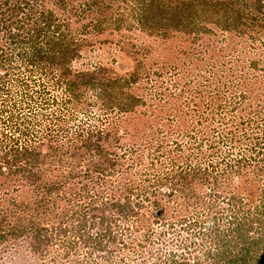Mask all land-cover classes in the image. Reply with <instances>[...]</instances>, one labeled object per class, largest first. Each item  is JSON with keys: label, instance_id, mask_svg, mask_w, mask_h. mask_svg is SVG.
<instances>
[{"label": "trees", "instance_id": "obj_1", "mask_svg": "<svg viewBox=\"0 0 264 264\" xmlns=\"http://www.w3.org/2000/svg\"><path fill=\"white\" fill-rule=\"evenodd\" d=\"M212 25L222 35L228 34L230 44H235L234 38L241 40L245 46L240 45L239 52L242 48L253 50L264 37V0H0L2 242L8 236L18 237L30 230L37 234L34 237L36 247L32 248L37 250L39 236H46L48 230L38 227L40 223L52 225L74 214L79 218V214L86 216L96 211L102 225L118 218L130 220L133 204L140 207L147 202L146 198L137 203L131 196L116 199L109 183L114 182L115 176L126 173L130 163L139 161L141 152L147 151L146 155L154 162L157 151H151L152 143L146 142L148 132L140 127L143 120L136 117L142 101L132 92L131 86L147 81V87L152 79L159 78L161 83L166 79L173 89L180 90V51L184 47L174 45L171 40L180 41V37L192 35V41L197 42L211 31L215 36ZM136 29L140 33L148 32L147 43H134L128 35L125 41V36L119 35L121 31ZM104 34L113 38L119 35L116 45L131 60L130 70L118 74L97 66L92 70L73 71L71 63L88 45L89 38L99 39ZM135 38L139 39L138 34ZM193 50L187 56L195 57ZM182 55L186 56V52ZM262 61L250 64L255 67ZM183 74L190 75L189 72ZM50 86L59 97L48 90ZM129 112L134 114L122 117ZM250 118L251 114L247 118L242 116L238 126L248 128L252 123ZM260 121L256 126L261 125ZM250 133L257 141L255 146L249 147L250 158L255 159L264 153L263 149L261 151L264 134L259 137V134ZM246 135L244 133L247 139ZM158 143L161 147L162 141ZM246 157L238 155L233 170L225 157L220 162L208 163L204 169L202 165L191 169V163L183 167L170 161V169L161 173L164 179L160 180L171 179L179 185L187 171L190 174L186 175L201 186L212 187L213 192L221 189L219 195L212 193V201L225 200L227 214L214 215L208 225L211 237L219 245L216 253L228 256L237 250L232 263L264 264V193L262 203L251 208L253 212L245 208L248 196L236 195L238 188L243 186L239 184L240 171L247 173L251 160ZM84 159L79 169L80 160ZM222 162L224 168L221 174L217 173L221 175L218 177L215 170ZM229 169L226 175L223 171ZM76 177L88 180L86 193V183L79 188L68 185L69 180ZM27 187L32 188L29 199L25 192ZM224 188L225 191L231 189L229 196L223 195ZM182 190L181 196L188 200L187 206L203 203V195ZM84 198L86 203H79ZM67 204L75 208L74 211L70 209L69 214ZM209 207L212 208L213 203ZM74 221L78 219L75 218L73 224ZM68 228L67 225L58 227L56 232L63 243L60 245L71 252L69 234L73 236L75 231L84 229L75 230L74 226L71 233ZM106 229L103 234L107 235L111 227ZM52 230L53 227L49 233L54 235ZM68 254L65 251V255ZM210 256L213 254L208 251L207 257ZM214 258L213 264H220ZM158 264L205 263L200 259L196 263L180 259V251L171 250L160 257Z\"/></svg>", "mask_w": 264, "mask_h": 264}, {"label": "rangeland", "instance_id": "obj_2", "mask_svg": "<svg viewBox=\"0 0 264 264\" xmlns=\"http://www.w3.org/2000/svg\"><path fill=\"white\" fill-rule=\"evenodd\" d=\"M212 27L216 35L211 31L200 37L197 42L192 41V35L180 37V41H184L183 44L179 39L171 40L174 45L180 44L184 47L180 51V90L173 89L166 79L161 83L159 78L152 79L147 87V81L131 86L132 92L138 94L142 101V104H138L141 107L137 108L136 117L143 120L140 127L148 132L146 142L152 143L151 151H157L152 152L153 162L150 159L152 157L148 158L146 155L148 152L142 149L144 151L139 154V161L130 163L129 169L125 170L127 174L123 172L115 176L114 182L109 184L113 191L112 196L116 199L131 196L133 202L140 199V202H143L144 198L147 202L140 207L133 204L128 221L118 218L110 221L111 224L108 221L102 225L98 212L92 211L86 216L79 214V218L75 214L68 216L60 224L62 221L52 225L38 223V227L48 229L47 234L42 231L46 236H39L40 250L32 249L36 247L37 241L34 237L37 234L30 230L29 233L18 237L8 236L5 241L0 240V264H158L160 257L171 250L180 251V259H189L191 263L200 259L205 264H213L214 256V260H219L220 264H234L232 258L236 257L237 250H233L228 256L219 251L220 254L216 253L219 245L211 237L208 228L214 215L227 214L225 200L218 198L212 201V195L221 194V189L213 192L212 187L201 186L196 180H192L191 176L186 175L187 171L185 179L180 180L179 185L171 179L160 180L164 179L161 173L170 169V161L183 167L191 163V169L202 165L201 169H204L208 163L220 162L222 157H225L233 170L236 157L245 155L251 160L247 173L240 171L239 184L243 186L238 188L236 195L248 196L245 208L249 207L251 212V208L263 201L264 153L255 156V159L250 158L252 154L249 147L257 143L251 131L259 134V137L264 134V37L255 44L253 50L242 48V52H239L240 45H243L241 40H238L237 44L238 41L234 38L235 44H230L228 34L222 35L213 25ZM139 31L124 30L119 32V35H124L125 41L128 35L134 43H147L150 39L148 32ZM137 34L138 40L135 38ZM119 35L116 34L114 38L107 34L99 36V39L89 38L90 42L82 49L80 56L72 61L71 69L86 71L103 66L118 74L129 71L131 60L116 45ZM234 46L238 51H234ZM192 48V53L195 54L193 58L191 55L187 56ZM185 52L186 56L182 55ZM175 59L176 57H173L174 61ZM251 61L262 62L253 67ZM183 72H189L190 75ZM52 89L51 86L48 88L59 97V93ZM239 95H243V98ZM132 114L134 113L129 112L122 117H131ZM250 114L252 123L248 128L238 126L242 116L247 118ZM258 120H261L260 126H256ZM244 133L247 134V139ZM158 140L162 141L161 147ZM262 149L264 150L261 148V151ZM120 151L122 150H118ZM85 160H80L79 169ZM224 162L217 170L214 169L218 177L221 176L217 173L221 174ZM76 169L78 168L76 167L75 171ZM223 172L227 175L230 169ZM156 180H160V183ZM83 183H86V193V185L89 183L86 177L70 179L68 185L79 188ZM182 188L183 193L203 195V203L187 206L188 200L181 196ZM31 189L25 191L28 199L32 193ZM223 191L224 196L231 193V189L225 191L224 188ZM235 192L236 190L232 191ZM9 193L12 194V191ZM105 193L109 194L107 191ZM86 201L84 198L82 202H78ZM211 203L212 208L209 207ZM69 207L67 204L68 214L71 213L70 209L75 210ZM75 218L78 221L73 224ZM9 220L13 223L11 218ZM65 225L70 227L68 230L71 233L74 226L75 230L84 229L83 233L75 231L74 237L69 234L68 238L72 241L71 252H68L64 245H60L63 243L56 232L58 227ZM107 226L111 227V232L106 235L103 233ZM52 227L54 235L49 233ZM65 251L69 254L65 255ZM208 251L213 254L210 258L207 257Z\"/></svg>", "mask_w": 264, "mask_h": 264}]
</instances>
